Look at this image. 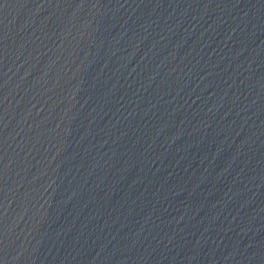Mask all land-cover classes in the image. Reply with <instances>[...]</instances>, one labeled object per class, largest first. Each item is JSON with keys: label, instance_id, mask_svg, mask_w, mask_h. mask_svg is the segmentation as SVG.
Wrapping results in <instances>:
<instances>
[{"label": "water", "instance_id": "obj_1", "mask_svg": "<svg viewBox=\"0 0 264 264\" xmlns=\"http://www.w3.org/2000/svg\"><path fill=\"white\" fill-rule=\"evenodd\" d=\"M0 264H264V0H0Z\"/></svg>", "mask_w": 264, "mask_h": 264}]
</instances>
